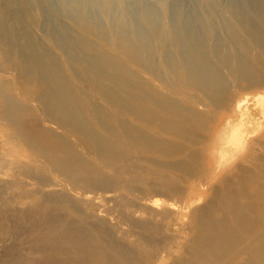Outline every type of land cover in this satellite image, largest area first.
<instances>
[{"label":"rangeland","instance_id":"1","mask_svg":"<svg viewBox=\"0 0 264 264\" xmlns=\"http://www.w3.org/2000/svg\"><path fill=\"white\" fill-rule=\"evenodd\" d=\"M140 2L160 18L158 0ZM233 4L180 0V25L213 22L227 47L229 26L254 50L226 22ZM114 5L94 0L101 27L98 9ZM56 23L40 0H0V188L18 181L55 211L99 219L83 224L108 233L105 250L116 245L124 264H264V52L117 53L99 33L62 35L69 27ZM6 101L19 118L2 112ZM12 191L0 200L5 217L40 205ZM94 194L104 203L85 205ZM7 197L20 208L1 204ZM7 237L0 222L3 260Z\"/></svg>","mask_w":264,"mask_h":264},{"label":"bare ground","instance_id":"2","mask_svg":"<svg viewBox=\"0 0 264 264\" xmlns=\"http://www.w3.org/2000/svg\"><path fill=\"white\" fill-rule=\"evenodd\" d=\"M55 1L57 7L52 8L48 0H40L49 7L50 11L56 12L59 23L69 27L68 30L65 29L66 32H60L62 35L79 37L99 33L107 41V49L117 53L168 55L174 52L175 55L208 54L210 56L213 53L229 54L253 50L241 44L240 34L231 30L229 26L227 38L233 44L230 47L220 43L222 38H219V32L213 27V22L212 24L204 23L200 32L190 25L191 22L187 23L190 27H182L180 0H158L160 5L158 19L154 17L152 9L141 4L140 0H116L113 12L98 9V17L105 20L102 27L89 10L94 8V0ZM233 1L235 4L223 10L226 14V22L229 24L231 20L236 22L247 38L255 40L254 50L264 52V1L255 0L253 4H247L246 0ZM169 11L171 16L168 19ZM249 15L252 16L249 19L253 22L248 20ZM17 16L18 13L14 9L5 19V23L11 24L9 29H14L12 22H15ZM59 23L56 24L60 25ZM221 31L224 33L225 30ZM4 97L7 99L6 96ZM9 110L14 112L15 118H19L14 107L12 109L10 102L6 101L2 112L7 114ZM2 120L9 126H15L13 118L10 119L7 116ZM12 144L17 145L16 138H7L6 147ZM16 175L17 172H12L11 178ZM34 186L39 185L35 183ZM53 186L58 187L62 193L69 192L62 182L57 181ZM8 190H13L15 196H24L26 199L33 200L34 203L39 202L40 205L33 204V207L29 209L26 207L27 210L15 209L7 217L0 211L3 237L8 236V240L13 241L2 251L1 257L4 260L0 259V264H124L116 245L114 254H108L105 250L106 246L110 247L112 242L115 243L108 233L99 226H91L92 231H89L83 224L88 221L87 218L96 222L99 219L91 216L86 218L82 212L73 207H63L59 209V212L55 211L48 205L49 203L46 205L42 201L45 195L34 198L35 192L23 187L18 181L11 182L6 189L0 188V200ZM65 194L60 195L67 197V193ZM77 197L83 200L87 198L80 194H77ZM93 197V201L85 205L104 203L101 194H94ZM67 199L62 201L69 203ZM2 201L1 204L4 206L9 204L14 206L13 208L16 206L20 208L17 203L16 206L13 205V201ZM20 237H23L22 240L18 239Z\"/></svg>","mask_w":264,"mask_h":264}]
</instances>
